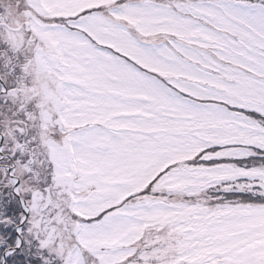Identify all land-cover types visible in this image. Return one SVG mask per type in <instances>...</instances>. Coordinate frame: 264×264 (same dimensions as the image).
<instances>
[{
	"label": "snow or ice",
	"instance_id": "1",
	"mask_svg": "<svg viewBox=\"0 0 264 264\" xmlns=\"http://www.w3.org/2000/svg\"><path fill=\"white\" fill-rule=\"evenodd\" d=\"M0 264H264V0H0Z\"/></svg>",
	"mask_w": 264,
	"mask_h": 264
}]
</instances>
